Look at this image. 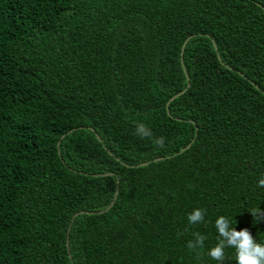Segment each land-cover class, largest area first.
<instances>
[{
	"label": "trees",
	"instance_id": "obj_1",
	"mask_svg": "<svg viewBox=\"0 0 264 264\" xmlns=\"http://www.w3.org/2000/svg\"><path fill=\"white\" fill-rule=\"evenodd\" d=\"M260 179L264 0H0V264H219Z\"/></svg>",
	"mask_w": 264,
	"mask_h": 264
},
{
	"label": "clouds",
	"instance_id": "obj_2",
	"mask_svg": "<svg viewBox=\"0 0 264 264\" xmlns=\"http://www.w3.org/2000/svg\"><path fill=\"white\" fill-rule=\"evenodd\" d=\"M137 134L141 138H151V131L143 124H138ZM157 147L164 146V138H156L153 141ZM259 186H264V179L258 181ZM203 209H194L187 217L189 224L195 225L204 222ZM254 216H264V212L257 211ZM215 228L218 232V243L209 249L208 255L223 264L225 248L235 249L236 264H264V244L258 243L247 229L235 230L228 218L221 215L215 220ZM194 241H189V249L202 248L206 237L200 233H194Z\"/></svg>",
	"mask_w": 264,
	"mask_h": 264
},
{
	"label": "water",
	"instance_id": "obj_3",
	"mask_svg": "<svg viewBox=\"0 0 264 264\" xmlns=\"http://www.w3.org/2000/svg\"><path fill=\"white\" fill-rule=\"evenodd\" d=\"M212 45H213V47L215 48V46H214V44L212 43ZM181 51H182V47L180 48V53H181ZM185 78H186V80H187V76H185ZM183 91V90H182ZM181 91V92H182ZM181 92H179V93H181ZM179 93H176V94H174L173 96H171L169 99H168V101L166 102V106H167V104H168V102L174 97V96H176V95H178ZM168 113V112H167ZM97 137V136H96ZM97 139H98V137H97ZM189 144H187L184 148H186L187 146H188ZM184 148H182V149H180V151L181 150H183ZM156 159H158V158H155V160ZM147 162H141V163H139V164H137L136 166H141V165H144V164H146ZM106 174H110V173H103V175H106ZM117 189V188H116ZM116 189H115V193H114V195H113V199L115 198V194H116ZM112 202L113 201H110V203L108 204V206L105 208V209H107L111 204H112ZM82 211H79L78 213H81ZM100 212V211H99ZM76 214V213H75ZM74 214V215H75ZM73 215V216H74ZM72 216V217H73ZM72 219V218H71Z\"/></svg>",
	"mask_w": 264,
	"mask_h": 264
}]
</instances>
